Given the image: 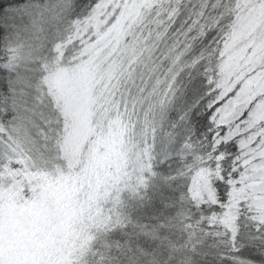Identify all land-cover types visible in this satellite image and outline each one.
Wrapping results in <instances>:
<instances>
[{
	"label": "snow or ice",
	"instance_id": "6c2138e0",
	"mask_svg": "<svg viewBox=\"0 0 264 264\" xmlns=\"http://www.w3.org/2000/svg\"><path fill=\"white\" fill-rule=\"evenodd\" d=\"M0 264H264V0H0Z\"/></svg>",
	"mask_w": 264,
	"mask_h": 264
}]
</instances>
